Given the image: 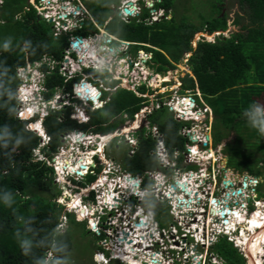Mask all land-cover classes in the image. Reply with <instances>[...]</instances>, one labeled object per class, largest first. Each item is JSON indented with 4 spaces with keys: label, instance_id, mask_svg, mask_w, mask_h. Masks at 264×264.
<instances>
[{
    "label": "trees",
    "instance_id": "obj_1",
    "mask_svg": "<svg viewBox=\"0 0 264 264\" xmlns=\"http://www.w3.org/2000/svg\"><path fill=\"white\" fill-rule=\"evenodd\" d=\"M90 4L92 5V2ZM110 4L111 2L107 1L102 5L99 13L97 11L92 13L94 20L101 27L112 18L111 15L113 16L111 10L108 12V17H105ZM156 7L161 10H176L172 0H161ZM255 15L259 21L264 20V2L255 10ZM146 17L148 13L147 16L142 17V21L135 19L129 24L123 23L127 27L134 25L132 27L136 29V34L124 38L127 32L123 35L122 32L117 31L120 38L149 44L159 49V51L149 49L155 53V68L159 72L175 69L180 64L184 65L187 55L192 53L187 64L195 79L183 73V91L192 90L195 93L196 89H199L204 100L213 108L214 145L216 141L219 145L227 139L230 131L236 132L237 126L241 123L246 128L255 130L250 136L252 140L262 141L257 147L261 152V157L257 158V163H260L255 165L258 167L262 164L264 167V135L251 126L249 118L245 115V109L253 102L261 103L260 98L264 95V27H254L248 34L233 38L220 35L215 43L201 41L194 48L192 41L205 26L210 25L212 32L225 31L226 22L218 20L198 26L188 21L187 16L183 15L178 20L173 14L171 21L163 20L176 26L175 30H171L168 26H158L159 23L151 26L152 28L148 27L144 22ZM90 21L92 29L95 30L94 22ZM114 21H117L115 17L107 25L106 30ZM2 26L4 29L0 32V43L5 39L11 40L14 45L0 48V264H46V256L50 252L55 255L56 260H65L72 248V237L69 230L61 233L58 228L64 216L66 218L69 216L70 221L76 222L75 216L65 213L63 207L56 203L62 189L55 182L54 168L47 166L45 162L32 160L33 150L41 146L40 137L27 129L26 122L16 117L19 103L15 94L20 85L18 70L27 66V60L36 62L45 55L62 60L68 38L63 36L56 38L52 24L38 15L36 9L29 4V0L27 4L22 3V0H3L0 5V28ZM149 29L155 35L171 37L174 49L163 44L158 45L154 40L153 43L143 40ZM178 29L179 40L175 34ZM95 32L99 33V30L96 28ZM107 32L115 35L114 32L108 30ZM12 33H15L14 39L10 37ZM3 35L9 36L5 38ZM251 46H255V51L249 49ZM139 49L145 48L139 47ZM65 79L56 73L50 75L49 80L44 82L46 89L51 92L47 94L48 100L57 87H66L70 91L72 82L80 81L78 77L65 83ZM138 90L146 92L147 88L143 86ZM90 93L91 90L88 94ZM107 97L108 93L104 92L103 99L106 100ZM88 98L95 100L91 95ZM142 101L143 99L134 91L121 88L116 94L111 95L110 101L102 108L89 111L90 121L87 124H80L77 120L71 119L72 107L51 113L43 122L49 142L41 152L46 159L52 158L63 146V137L67 133L79 130L102 135L114 133L121 124L125 123L122 116L127 113L133 119L141 109ZM31 117L33 116L27 115L25 118ZM149 121L152 126L157 125L164 134L171 155L176 150L184 152L189 142L188 138L179 134L184 124L178 123L168 109L164 107L158 110L149 117ZM144 132L145 129L138 132L140 141L136 154L132 156L125 154L124 158V168L135 175L159 168L158 161L152 154L156 141L151 137L147 138ZM241 140L238 138L237 145ZM117 144L118 139H115L109 144L110 146H107L106 153L110 155L111 147ZM229 147L225 152L229 155L230 164L232 159H239L240 151L239 147L238 149L232 148L231 145ZM229 150H232V154ZM181 160L182 158L179 159ZM239 167L232 168L240 172H250L247 166L239 165ZM256 172L250 173L261 176ZM57 188L60 190L56 193ZM104 236H100L101 240ZM223 241L226 240L222 239L215 245L214 251L220 255L225 264H236L231 262L234 253L231 244ZM22 242H27V255L20 248Z\"/></svg>",
    "mask_w": 264,
    "mask_h": 264
},
{
    "label": "built area",
    "instance_id": "obj_2",
    "mask_svg": "<svg viewBox=\"0 0 264 264\" xmlns=\"http://www.w3.org/2000/svg\"><path fill=\"white\" fill-rule=\"evenodd\" d=\"M88 1L90 0H29V4L36 9L40 17H42L49 24H52L54 36L58 38L63 36L64 34H68L77 30L78 28H81L85 24L84 22L86 21V17L90 15L89 9L86 6V2ZM145 1L146 7L151 10L152 21H159L160 17H164V10H159L157 12L153 10L154 8H152L153 5L155 6L156 4L161 3V0H155V2H150L148 0ZM2 3L3 1L0 0V4ZM126 10L131 11L132 15L127 14ZM117 11L119 17H121V20L123 22L129 23L133 18L141 15L143 7H141L139 2L133 0H122L119 7H117ZM153 12H155V14H153ZM94 24L96 28L101 32V34H95V36L73 35L72 37H70L69 47L66 53L64 52L63 61H60L57 64L58 67H60L59 73L70 81L77 77L75 73H77L78 71L83 76L81 83L85 84V86H82V84H75L74 90L76 95L78 96L77 99H79L80 103H83L86 107H74L75 110H73L76 112V116L72 117H75L74 120H77L80 124H84L90 121L89 111L93 112L95 110H98L102 108L108 101H110L109 96L106 100H104L103 97L104 92H109L112 90L105 84L108 81L111 82V80L104 78L103 81L100 78L96 77L94 73L86 72L85 68L88 70L94 68L95 72L102 74H105L106 70L109 73L113 74L114 70L117 68L116 70L119 75L115 76L114 78L118 80H123L124 85L128 82V80L123 78L124 76L129 77L130 82L133 83V85L137 84L139 87L143 86L145 83L149 86L153 85L152 83H150L147 77H145V75L148 74L146 69H142L144 56H146L144 51L140 52V61H134L130 55H126V51L131 49L129 48V46H126L129 43L127 44V42L119 41L115 36L109 34L99 24H96L95 22ZM88 31L92 32L91 30ZM102 39H105L104 44L97 46L96 42L101 41ZM79 40H82V43H80L78 47H75L74 43L78 42ZM115 41H118L119 45L114 46L113 44ZM85 44H88L90 46L89 50H92L97 53L98 63H79L78 65H76L77 68H74L75 63H73V68L71 67V69H69V66H71L72 61L74 62L76 60H80H73V55L75 54L78 56V58H80L79 54L82 52V50H85ZM100 52L101 54L99 55ZM188 56L190 57V55H187V57ZM149 59L150 58L147 57V62L149 61ZM42 61L35 63L36 72L40 77L37 82L33 81L34 85L31 88H35L38 83L41 82L45 77V74L42 73L40 69L44 67H49L52 70L56 69L54 66L56 64V61H52L51 65H42ZM80 64H82L83 66L81 67ZM133 64L139 67V69H142V73L145 77L143 81L136 78L138 76L136 72L131 71V66ZM26 67L19 69L18 76L19 72L21 73L26 71ZM156 77V82H159V84H161L162 82L169 81V79L167 78H163L161 80L158 75ZM182 84V81H178L177 85L171 88L176 89L177 87H183ZM163 88L166 91L168 87ZM87 89L91 90L90 94H88ZM186 92L188 96L182 98V100H179V98L177 97L175 100H171L168 103L162 104L163 106H168L171 111L174 110L177 112V120H183V122L185 121L189 123L182 127L180 134L183 137L189 139V142L186 145L187 152H185L187 159V161L185 159L186 166L196 167V165L199 166V163L197 162V156L200 154V150L204 148L209 149L214 146L212 132L215 116L212 108L204 101L199 91H197L199 96V98L197 99V93L194 94L191 90H186ZM81 93H83V95H81ZM43 95H39L34 106L36 110V115L37 113H39L42 118L48 115L49 108L56 110L67 106H74L73 103L68 102L70 96H68L66 100L61 99L63 101L59 102V98L47 100ZM90 95L92 97H95V100L93 98H88V96ZM97 96L99 97L96 98ZM26 98L28 99L27 104H29L31 100L28 98L27 95ZM87 107L89 109H87ZM22 112L23 110H21L20 108L18 112V117L20 115L22 116ZM146 116L147 113L145 112H143L141 115L136 114L137 118L142 117V121L143 119H147V121L142 122L139 118L140 120H138V124L140 122L141 123L137 125L134 120L133 123H135L136 125L131 128L133 130L127 131L128 134L123 132V135L124 133L126 134L124 136L125 139H128V141L126 139V143L133 146V149H136L137 146L135 145L136 141L133 138V132L138 133L139 131L145 129L144 134L149 137L151 136L152 139L156 141V150L152 153L156 156L160 167L156 171H149L146 173L148 177L147 179L151 180L154 184L150 189H147L144 186L145 181L142 177L135 178L122 171L121 168L119 166H116L114 163L106 161V157L105 155H103L104 148L107 147L108 143L111 140L123 137L120 136L121 133H117L118 130L113 136L109 137L110 140H108L107 142L98 143L97 148H93V145L95 143L94 141L96 140V138L86 136V134H83L78 131H75V133H67L63 137V146H61L60 148H62V150H65L67 144H70L71 146L74 145L76 147H80L79 153H83L85 160L82 162V165L80 164L76 167L77 172L82 173L81 176L78 174H71L70 171H62L61 174L57 173L58 175H67L69 177L72 176L75 178V180L79 181V179L83 180L89 175H96V170L104 166V174H101L102 176L98 178L100 181L101 188H103V181H108L107 172L118 174L116 175L117 179L112 178L109 181L112 182L111 186L113 188L118 187L117 190L111 192V195L113 197L112 201L109 202V205L100 207L98 222L93 223V221L90 220V228L94 233L101 235V233L104 232H111L110 234H108V236H113L114 234L115 245L111 253L104 246V243H102L104 250L110 253L109 258L107 259L106 254H102L101 252L97 253V255L101 257V259L98 260L97 256L96 261L102 264H108L111 260H119L120 262L125 263L123 259L119 257V255L123 252L128 259H130V257H133V259L140 264H225L220 255H218L214 251V245L217 244L223 237H227V241L233 244V247L237 250L238 254L243 257L246 264H249L251 258L247 253L246 244L237 241V237L244 238L245 240L247 239L249 234L243 229L245 228L244 226L246 224H241L240 222H237L236 225H234V220L241 216L247 217L248 214H253L256 210L252 211L253 209H249V206H253L255 207L254 209H258L259 207L257 204L261 203L264 206V202L256 200V198H258V194H253L255 195L254 198H250L248 197L249 195H247V193H245L242 189L237 188L236 190H232L231 187L229 192H227L228 198L232 201L231 214L229 213L225 217H220L221 215L219 214L220 216H217L218 218L207 214V216L204 217L203 213L210 207L217 210L219 208H223V205L221 203H212V200L216 198L214 196L215 194H212L213 197L209 199L205 198L207 196L198 193V188L195 189L198 185L201 184V182L204 181L201 180L206 178L203 177L205 174L200 175L199 182H195L194 180L195 184L192 185L191 188H187L188 190L191 189L194 193V195L192 196L183 192L178 185H168V182H170L173 177H177V183L186 184L184 182H188L191 185L192 182L190 181V179L195 173L193 174L192 172H194V170L191 169L186 172L185 176H183L184 173L181 175L182 171L178 169V167L180 166L183 168V163L181 164V162L179 161V159L181 158V152L177 150L174 152V154H170V152L165 146L163 133L160 131L157 125L152 126L149 121V117L147 118ZM20 118L23 119L25 117L22 116ZM127 122L129 125H131L130 120ZM46 138V142L48 143L49 137ZM80 138L81 142L77 143L76 140ZM85 146H87L86 148H88V150H84ZM102 146L104 147L103 154L102 152H100ZM132 153H134V151ZM185 153H182L183 156ZM81 158L82 157H80L79 159ZM100 160L104 161V164L101 163ZM56 161L57 160H53V164ZM83 165L84 167L82 168L81 166ZM180 175L182 177H180ZM254 182L257 183L256 185H254L255 187L259 186V182ZM136 184H138V186H135ZM173 186L176 187V190L172 188ZM243 187L245 191L249 189L248 184H245V186ZM170 189L174 190V192L171 194H169L168 192ZM238 190H242V195H232ZM96 192L97 189L93 188L90 195H86L83 197V207H80L79 210H86V216L84 217V219L90 218L91 216H96L94 212L95 210H97V207H95V203H93L95 202ZM224 192H222V194L219 196L220 198H218L221 202L224 201ZM150 194L153 195L154 199L169 202V206L171 207L169 213L171 218L173 219V223L168 228L160 227V224L159 222H157L154 212L152 210L148 209L149 211H146L147 208L145 206V201L146 197ZM168 194L170 197H168ZM187 195L190 198H187ZM195 196L196 203L190 204L192 200H194ZM203 196L204 198L202 202H206L207 205H205V208L202 207L201 210L198 211V205L202 204V202H199V199ZM91 197H93V199ZM100 200L104 202L101 196H98V204L101 203ZM139 200H141V202L139 206H137L136 202ZM179 200H186V202L188 203L187 207H184L183 209L180 208V204L186 202H179ZM176 201H178L180 207L176 206ZM122 202L126 203L127 205L125 204L123 208H119V205ZM218 205L220 206L217 207ZM125 207H129V211H126V214L123 213ZM137 208L139 209L137 210ZM108 210L112 213L110 217L106 216ZM80 214L83 213L78 212L79 218L81 216ZM194 215L195 217H197L195 218ZM196 219L198 221L197 225ZM122 222L124 226L116 228L117 225ZM221 222L222 225L220 226ZM184 224L189 227L188 230H183V228H181V226H183ZM179 233H181V236H179ZM254 257L261 259L264 264V242L261 243L260 250L254 255Z\"/></svg>",
    "mask_w": 264,
    "mask_h": 264
},
{
    "label": "rangeland",
    "instance_id": "obj_3",
    "mask_svg": "<svg viewBox=\"0 0 264 264\" xmlns=\"http://www.w3.org/2000/svg\"><path fill=\"white\" fill-rule=\"evenodd\" d=\"M107 1H109V0H92V6H93L94 12L97 11L99 13L100 10H101L102 5L104 3L106 4ZM148 1L155 2V0H148ZM110 2L111 3H115L116 6L112 7V5L110 4L109 8L107 7V13H106L105 17L107 18L108 15H109L108 12L109 11L111 12V10H112L113 16L110 14L111 17H112L111 20L115 17V20H117V21H114L113 23H111L110 26L107 28V30L109 32H111V33L114 32V34L116 36H118V37H120V34H118L117 31L122 32L123 35H124V32H127L126 33L127 36L124 37V38L132 37L134 34H136V29L132 27L134 25H129L128 27L124 26L125 23L123 24V22L121 20V17H119V15H118L117 7H119V4H120L119 2H121V0H111ZM172 2L175 3L176 10L175 11H174V9L173 10H165L164 15H167V14L168 15H171V14L173 15L174 14L178 20L181 17H183V15H184V16L189 17L188 21L192 22L195 25L198 24V26H200V25L202 26L206 22L210 23L212 17L215 14V12H217L216 0H214V1L213 0H172ZM22 3H26L27 4V0H22ZM141 7H143V6L141 5ZM156 9L158 11L160 10L158 8H156ZM185 10H187L188 12H184ZM147 13H148V17H150V18L146 17L147 19H145L144 22H145V25H147L148 27H151L154 24L159 23V24H157L158 26L159 25L164 26V27L168 26V27H171V30H175L176 29V26L174 24H172V23H166L163 20L161 21V23H160V21H155V20L152 21V18H151L152 17V13L148 12L147 10H145L142 13L143 14L142 17L143 16H147ZM153 14H155V12H153ZM142 17L137 19V20L142 21ZM161 18L162 17H160V19ZM176 18H175V22H177ZM17 19H19L18 16H17ZM228 19H232L231 15L228 16ZM166 20L171 21L169 19H166ZM132 21H130V22H132ZM90 22H91L90 21V15H88L86 17V21L84 22L85 24L81 28H78L77 30H75L73 32H70L68 34H64L63 35V37H67L68 38V45L64 49L65 53H66V51L68 50V47H69V39L73 35H75V34H86V35L95 36V34H97V33H95L96 28H95V30L92 29V26H91ZM107 25L105 26V28L107 27ZM254 27L255 26H253V25H247V29L248 28H254ZM3 29H4V27L2 26L0 28V32H2ZM229 29L230 30H228V34L227 33L225 34L226 38H231L232 37L231 31L233 32L234 26L230 25ZM88 30H91L92 32H89ZM178 32H179V29L176 31L175 34L177 35V39L179 40L180 39V35H179ZM210 32H212V31H209L208 27L205 26L204 29L201 30V32H198L195 35V38L192 41V46L194 48H196L198 43L201 42V41L208 42V43H211L212 41H214L213 37H214L215 34L212 35V33H210ZM53 33H54V30H53ZM140 34H143V32H140ZM14 35H15V33H12L10 35V37L14 39L15 38ZM8 36L9 35H3V37H5V38H8ZM58 38H61V37H58ZM255 38H256V35H255ZM104 40L105 39H102L101 41H97L96 42L97 46L103 45L104 44ZM143 40H145L146 42H149V43H153V40H154V43H156L158 45L159 44H163V45H165L167 47H170V48L174 49V42H173V39L171 37H164V36L155 35V33L152 30H150V29H149V32H147L145 34V37H143ZM1 41L2 42L0 43V48L7 47V46L8 47H12L14 45V43L11 40L2 39ZM254 47L255 46H251V47H249V49H251L252 52H253V51H255ZM98 48H100V47H98ZM145 49L147 51H149L148 48H145ZM137 50H142V49H138L137 47H135L134 51H137ZM146 53L147 54H146V56H144V61H143L144 64L142 65L143 66L142 69L145 68L146 71L148 72V74L145 75V77H147V79L149 81L151 79H153L154 76H155V78L153 79L154 81L153 80L151 81V83L153 85L152 86L148 85L150 87V89H147V91H146V93L144 95L139 94V93H143L142 91H138L139 93L137 91H134L135 93L138 94L139 97H141V99H143L142 97H144V99L142 101L141 109L136 114H140L141 115L143 112H145V113H147L146 117L148 118V117L152 116L154 113H156L158 110H160V109L165 107L166 109H168V112L173 116V118L178 123H183L184 125L189 124L188 122H185V121L183 122V120L182 121L177 120V118H176L177 117L176 116L177 112L174 111V110L171 111L168 106H163V104H162V103H168L171 100H175L177 97L179 98V100H182V98H185L186 96H188L186 90L183 91V87H179V88L177 87L176 89L171 88V87H173V86H175L177 84H175V85L169 84V86H168V85H164L163 82L161 84H159V82H156V80H157V77H156L157 76L156 75L157 71H151L150 68H149V63L147 62V57H149L151 59L152 57L155 56V53L154 52H146ZM100 54H101V52L99 53V55ZM262 54L263 53L261 52L260 55H262ZM190 55H192V53H190ZM63 57H64V55H63ZM188 57H186V59L184 61V65H182V64L178 65V68H176L174 70V73L171 70L167 71V72H161L160 73L161 75H158L160 77V79L161 80L163 78H167V79L170 78L171 79V78H173L174 76H176L178 74H179L180 77H182L183 74H180V72L177 69H179L180 71H183L185 73L189 70V66L187 64V62L189 60ZM43 59H49V60H43ZM74 59H80V58H78V56L74 54L73 55V60ZM135 60H137V57H135ZM40 61H42V63H41L42 65L43 64L51 65L52 61H56V64L54 65L56 69L55 70L51 69L50 75H53V74H56V73L61 75L59 73L60 67H58L57 64H58V62L63 61V58H62V60L59 61L58 59H55L52 56L45 55L42 59H40L39 61H36V62H29V60H27V67L25 68L26 71L25 72H21V73L19 72V76H17L18 79H19L20 85L18 86L16 94H15L16 101L19 103V105L17 107L18 108V112H19L20 108H21V110H23L22 116H23L24 111H31L32 109H34L33 107L35 106L33 100H31L30 103L27 104V100L28 99L26 98V94L25 93L27 92V89L29 91V89L33 86V81L37 80V79H33V73H37L36 69H35V66H36L35 63H38ZM73 63H75V65H77V64H79L81 62H80V60H76L74 62L72 61L71 62V66H69V69H71V67L73 68V65H72ZM80 65H81V67L83 66L82 64H80ZM142 69H137V70H138V72H140V71H142ZM168 72H170V74ZM255 74H253V75H255ZM114 75L115 76L119 75L117 70H114ZM30 76H32V78ZM61 76L63 78H65L63 75H61ZM145 77H144V75L140 74L136 78L140 79L141 81H143V79ZM105 78H110V77L107 76ZM69 82H71V81L68 80V79H65V83H69ZM173 82H174V80H173ZM75 84L78 85L76 82H72V85H71L72 87H71L70 91L67 90L66 87L65 88L57 87L56 90L54 91V94L49 99L53 100L55 98H59L60 100L61 99H65L66 100V98L68 96H70V99L68 100V102H71V103L74 104V106H72L74 110H75L74 107H76V106L77 107H80V106L86 107L83 103H80L79 99H77L78 96L76 95L75 90H74L75 89ZM136 86H138V85L134 84L133 86H127L126 88H129V90L130 89L134 90L136 88ZM163 87H168V88L165 91ZM45 89H46V87H43V86L40 87L41 91H44ZM163 90H164V92H163ZM197 91L200 92L199 89H196L195 93H194V91H193V93L196 94ZM47 94H51V92L49 91ZM47 94L46 95L44 94L43 96L47 97ZM108 94H111V92H108ZM200 95H202V94H200ZM201 97H203V95ZM197 98H199L198 93L196 95V99ZM203 99H204V97H203ZM260 100H261V103L264 104V95L260 98ZM87 109H89V108L87 107ZM74 110L71 112V116H70L72 120L75 119V117L74 118H72V117L76 116V112ZM22 116L20 115L19 117H22ZM16 117L18 118V116H16ZM122 118H124L126 120H125L124 124H121V126L119 127L117 133H121L120 136H123V137L115 138V139H118V144H117V146H115L113 148L111 147L110 152H109V154H111L113 156H117L119 158H122L123 154H125L127 152V150H128V147L124 143V141L126 142V139H127V138L125 139V137H124L126 135L125 133H127V131H129V130L130 131L133 130L131 128L134 127L136 124L139 125L141 122L138 124V120L141 119V121H142V117H139L140 118L139 119L135 115L134 118L131 119L127 113L124 114L122 116ZM29 119L30 118L21 119V120H23L24 122L27 123V125H28L27 129L28 130H30L29 129L30 124L36 122L37 116L36 117H32L31 120H29ZM129 120L131 121V125H129L128 122H127ZM134 120H135L136 124L133 123ZM32 121H34V122H32ZM143 121H147V119H143ZM236 130H237L236 132L230 131L229 132V137H227V139H225L221 144L217 145L218 143L216 141V144L214 146H212V148L201 149L200 150V154L197 156L198 157V161L197 162L199 163L198 164L199 166H197V165H196V167H194V166H186L187 159H186V153H185L184 156H183V161L181 160V164L183 163V170H184V175L183 176L186 175L187 171L193 169L194 172H192V173L193 174L195 173L194 175L196 177L195 178V182H199V175H201V174H203V175L205 174L206 175L207 174V177L205 179H202V181L203 180L204 181L201 182L200 186L198 187V191L197 192L200 193L201 195L207 196V198H209V199H211L213 197L212 194H215L214 196L217 199L220 198L219 197V195H220L219 192H221V190L223 189V184L226 183V182H230V183L234 184V187H232V190H236L237 188L242 189L245 193H247V195H249L248 197H250V198H254L255 195H253V194H258V198H256V200H260V201L264 202V167H263L262 164H260L258 167H257V165H255V164H259L260 163V162L257 163L258 162L257 158L261 157V152L257 149V147H258V145L261 144L262 141L261 140H258V141L252 140L250 138V136H252L254 134L255 130L248 129V128H246L245 125H243L241 123L237 126ZM123 132H125L124 135H123ZM237 132H239V133H237ZM115 133H116V131L114 133H112V134H115ZM110 135L111 134L100 135L98 137V139H99L98 143H104V139L111 137ZM238 138H240L242 140L237 145ZM252 138H255V137H252ZM115 139L111 140L108 143V145L111 144ZM46 140H47V138H45V142H43V140L40 138L41 146L38 149L33 150L32 160L34 162H41V163L45 162V164L47 166L54 167L56 173H59L60 171H59V167L57 165V161L53 164V160H58L60 157H65L66 153H70L75 158H78V159L80 157H82L81 159L84 158L83 153H81V154L79 153L80 152V149H79L80 147H76L74 145L71 146L70 144H67L66 145L67 147L65 148V150H62V148H59L58 151L52 156V158L47 159V161H48V163H47L46 161H44V158H46V156L43 154V152H41L42 149L45 147V145H47ZM95 141H96V145L94 143L93 147L97 146V140H95ZM127 141H128V139H127ZM214 141H215V139H214ZM230 145H231L232 148L236 147L238 149V147H239L238 150L240 151V155H239V159H238L239 161L235 160V159H232V161L229 164V155L225 152V149L230 148L229 147ZM86 147L87 146H85L84 150H86V149L88 150V148H86ZM117 147H119V149H117ZM249 148H250V150H249ZM217 152H220V153H217ZM229 152L232 154V150H229ZM41 153L43 154L44 157H42L40 155ZM81 159H79V160H81ZM185 159H186V161H185ZM100 162L104 164V161L100 160ZM239 165L247 166L248 171H250L252 173L257 171L256 173L261 174V176L256 175V174H252L250 172H240L238 170L233 169L234 167L240 168ZM65 168H66L65 171H69L68 167H65ZM103 169L104 168L96 170V175H89L86 178H84L83 180L79 179V181L75 180V178L72 177V176L71 177H67L64 181H63V177H61L60 175L58 177L55 176V182L57 183V186H59L60 189H64V186H65V188H67V190H68V193L71 194V196H72L71 198L79 197L80 201H81V206L76 205L75 204V200L76 199H74L70 203L71 204L70 206L72 208H69L67 206L68 203L63 202L64 190H62L61 196H59L56 199V203H58L61 207H63V211L66 212L68 210V208H69L70 211L72 210L74 212L73 214L71 213L70 215H73V217L75 216L76 222L70 221V217L69 216L67 218L65 216L62 218L61 226H59L58 229L61 231V233H64V232H66L68 230L70 231V234H71V237H72V248L68 252V254L66 255L65 260H58V259L56 260V257H55V255L53 253H51V252L48 253V255L46 256V264H51L52 262H53V264H102V263H97L96 260H95L96 257L99 256V255H96L97 253H101L102 252V254H104V251L102 250V246H101L102 243H104V246L111 253V251H112V249L114 248V245H115V243H114V234H113V236L112 235L108 236V234H110L111 232H104L108 237L105 236V239H102L103 240L102 241L101 238L99 237V234L97 235V233H94L93 231L89 232V231H91V228H90L91 227V222H90V220H92L93 223L94 222L95 223L98 222L99 221V217L98 216H99V213H100V207H104L105 205H109L108 203L102 202L101 200H100V202H102V203L98 204L97 203L98 196H101V198L104 200L105 197H106V194H108V192L111 193L114 190L118 189V187L117 188L116 187L113 188L111 186L112 182H109L112 178H116V175H118V174L117 173H110V172H107L108 181L107 180L103 181L104 185H103V188H101L100 181H99L98 178L102 176L101 174H104ZM260 169H262V170H260ZM72 173H74V172H72ZM59 174H61V173H59ZM182 174H183V171L181 172V175ZM162 178H163V176H162ZM60 180H62V181L60 182ZM212 181H213V184H212ZM254 181L259 182L260 183L259 186L255 187L254 185H256L257 183L254 182ZM145 183L146 184L144 186L147 189H149L152 186V181L151 180L147 179ZM245 184H248V187H249V189L246 190V191L244 190V187H243V186H245ZM93 188L97 189L96 196H95V202H93V203H95L94 206L97 207V210H95V212H94L96 214V216H91L90 220H89V218H86L87 221H81L80 219H82L83 217L86 216V210L84 209L83 210L84 212L81 211V210L79 211V213H81V212L83 213V214H80L81 218L79 219V218H77L78 217V209H80V207H83V199H84L83 197L86 196V195H90V193H91ZM60 189L57 188L56 193ZM195 189H197V188H195ZM65 194H67V193H65ZM80 195H82V198H81ZM92 195H95V194H92ZM204 196H203V198H204ZM247 200H249V199H247ZM140 202H141V200L137 201L136 205L139 206ZM252 203H253V199H252ZM125 204L126 203H124V202L120 203L119 208H123V206ZM202 204H206V203L202 202ZM202 204L198 205L199 206V208H198L199 210L198 211H200L202 207H204V208L206 207L204 205L202 206ZM145 206L147 208L146 211L152 210L154 212V214L156 216V220H157V222H159L161 228H168L173 223V219L171 217L169 218V216H170L169 212H170L171 207L168 205L167 201H159L158 199H154L153 195L150 194V195H148L146 197ZM219 206L220 205H218L217 207H219ZM254 208L255 207H253V206H249V209H253L252 211L257 210V209H254ZM138 209L139 208H137V210ZM126 211L127 212L129 211V207H125V210H124L123 213L126 214ZM194 217H195V215H194ZM258 217L260 218V216H258ZM197 223H198V221L196 219V225H197ZM221 225H222V222H221L220 226ZM120 226H122V227L124 226L123 222L119 223L116 228H118ZM181 228H183V230H188L189 229V227H187L186 224L181 226ZM248 230H250V229L248 228ZM248 234H249L248 235V239H250L252 234L251 233H248ZM179 236H181V233H179ZM226 241H223V242H226ZM260 241L261 240H259V242ZM243 243H244V241H243ZM226 246H228L227 243H226ZM230 247L232 248V250L234 252V253H232L231 262L232 263H236V264H241V263L242 264H246L245 260L240 256V254H238V252L234 249L232 244L230 245ZM124 262H126V261H124ZM126 263H129V262H126ZM109 264H121V263L118 262V261H112ZM122 264H124V263H122Z\"/></svg>",
    "mask_w": 264,
    "mask_h": 264
},
{
    "label": "clouds",
    "instance_id": "obj_4",
    "mask_svg": "<svg viewBox=\"0 0 264 264\" xmlns=\"http://www.w3.org/2000/svg\"><path fill=\"white\" fill-rule=\"evenodd\" d=\"M3 1V0H2ZM122 1V0H121ZM136 2H139L140 3V5H142L143 6V11H142V13L145 11V10H147L148 12H151V10H149V8H147L146 6H145V0H136ZM121 3V2H120ZM1 5V4H0ZM120 5V4H119ZM152 8H154L153 10L154 11H158L156 8H158V7H156V5L154 6H152ZM159 9V8H158ZM161 10V9H160ZM165 11V10H164ZM141 13V15L140 16H138V17H135V18H133L132 20L134 21L135 19H139V18H141L142 17V14ZM168 14L167 15H164V17H166V19H169L168 18ZM148 18H150V17H148ZM152 18V17H151ZM90 19L93 21V22H95L96 24H97V22L94 20V18H93V15H92V13L90 12ZM147 19V18H146ZM111 20V18L106 22V24H105V26L108 24V23H110L109 21ZM131 20V21H132ZM123 22V21H122ZM123 23H125V24H127L126 22H123ZM129 23H131V22H129ZM128 23V24H129ZM104 26V27H105ZM104 27H102L103 29H105L106 30V28H104ZM107 31V30H106ZM224 32V31H223ZM96 33V32H95ZM219 33H222V32H217L216 33V35H218V36H220V35H223L224 37H225V34L224 33H222V34H219ZM97 34H101V32L99 31V33H97ZM110 34V33H109ZM112 36H115V35H112ZM215 36V35H214ZM116 37V36H115ZM117 38V37H116ZM119 41H123V42H127V44L128 45H126V46H129V48H131V49H129L128 51H126V55H130L131 57H132V59L134 60V61H140V57H139V55H140V52H142V51H144V53H145V55L147 54L146 52H153V51H147V50H145V49H142V50H137V51H134V48L135 47H137L138 49H139V47H144V48H148V49H152V50H156V51H159V49H157V48H155V47H152V46H150L149 44H140V43H132V42H128V41H124V40H122V39H119V38H117ZM114 46L115 45H119V42L118 41H115L114 42V44H113ZM190 54V53H189ZM126 55H125V57H126ZM135 57H137V60H135ZM154 58H155V56L154 57H152L151 59H149V61H148V63H149V68H155L156 66V63H155V61H154ZM144 64V63H143ZM106 66V65H105ZM45 68H47V67H44V68H42L41 69V72L42 73H44L45 74V72H44V69ZM177 68H178V66H177ZM117 69V68H116ZM115 69V70H116ZM137 69H139V67H137V66H135L134 64L131 66V71L132 72H136L138 75H144L143 73H142V71H140V72H138V70ZM176 69V68H175ZM175 69H170L173 73H174V70ZM170 70H168V71H170ZM179 72H180V74H183V73H185V72H183V71H180L179 69H177ZM85 71L86 72H91V73H94L95 75H96V77H98V78H100L101 80H103L104 81V78L105 77H110V78H107V79H109V80H111V82H106L105 84H106V86L107 87H110L112 90L111 91H109V92H111V94L113 95V94H116L117 92H118V90L119 89H121V88H125V89H128L129 90V88H126L127 86H133V83H131L130 82V78L129 77H123L124 79H126V80H128V82H127V84H125L124 85V82H123V80H118V79H115L114 77H115V75H114V73L113 74H111V73H109L107 70L105 71V74H102V73H97V72H95L94 71V68H92V69H86L85 68ZM157 71V70H156ZM189 72V73H188ZM161 72H159V71H157V74L156 75H161L160 74ZM169 73V72H168ZM186 74H188L189 75V77L190 78H194L195 79V77H194V75L192 74V72L190 71V70H188L187 72H186ZM75 75L77 76V77H75V79L76 78H80V81L79 82H77V84L78 85H80V84H82L81 83V80L83 79V76L81 75V73L78 71L77 73H75ZM147 75V74H146ZM176 75V74H175ZM177 76H179V74L178 75H176V76H174L173 78H169V81H166V82H163V84L164 85H168L169 86V84H172V85H175V84H177V82H176V80H175V77H177ZM31 78H32V76H30ZM46 78H47V76L45 75V77H44V79L41 81V82H39L38 83V85L35 87V88H31L29 91H28V93L26 92V95L28 96V98L30 99V100H33V102H34V104H36V100H37V98L39 97V95L41 96V95H43V94H47L48 92H49V90L47 89H45L44 91H41L40 90V87H45L44 86V82H46ZM154 78H155V76H154ZM153 78V79H154ZM33 79H37V80H35L34 82H37L38 80H39V75H38V73H35V74H33ZM153 79H151L150 80V83H151V81L153 80ZM181 79H182V77H181ZM74 80V79H73ZM173 80H174V82H173ZM72 81V80H71ZM33 82V83H34ZM182 82H183V80H182ZM34 85V84H33ZM83 85V84H82ZM124 85V86H123ZM171 85V86H172ZM98 86V85H97ZM144 87H146L147 89H150V87L145 83L144 85H143ZM143 86H140V87H143ZM139 86L138 87H136L134 90L133 89H130L131 91L133 90V91H140V90H138V88H140ZM143 92V91H142ZM105 93H108V92H105ZM135 93V92H134ZM139 93V92H138ZM146 92H143V93H139V94H141V95H144ZM111 94H108V95H110V98H111ZM38 96V97H37ZM46 99H47V97H45ZM139 98H141V97H139ZM143 99H144V97H142ZM48 100V99H47ZM50 100V99H49ZM63 100H60L59 99V102H62ZM67 107H71V106H67ZM67 107H63V108H60V109H52V108H49V110H48V115L46 116V117H44V118H42L41 116H40V114L39 113H37V115H36V110H35V108L34 109H32L31 111H34L35 112V116H33V117H36L37 116V120H36V122L35 123H32V124H30V126H29V129L31 130V131H33V132H35V133H37L38 135H39V137L43 140V142H45V138L46 137H48V135L46 134V130H45V127H44V124H43V122H44V120L47 118V117H49V115L51 114V113H53V112H57V111H61V110H63V109H65V108H67ZM72 110H73V107H72ZM245 115L249 118V122H250V124H251V126L253 127V128H255L261 135H264V104H261V103H259V102H253V103H251L249 106H248V108L247 109H245ZM17 116H18V113H17ZM19 119H21L20 117H18ZM32 118V117H31ZM31 118L29 119V120H31ZM42 119V120H41ZM34 124H40L39 125V127L40 128H36L35 126H34ZM32 125V126H31ZM32 127V128H31ZM43 132V133H42ZM95 145H96V142H95ZM98 147V143H97V146H95V147H93V148H97ZM42 157H44L43 156V154L41 153L40 154ZM44 161H46L47 163H48V161H47V159L46 158H44ZM54 168V167H53ZM54 171H55V169H54ZM55 176H59L57 173H56V171H55ZM61 176V175H60ZM63 177V181L67 178V177H69V176H67V175H65V176H62ZM62 180H60V182H61ZM232 187H234L233 186V184H232ZM64 188H65V186H64ZM62 190H65V189H62ZM224 191H225V189H224ZM228 191V190H227ZM239 191V190H238ZM242 191V190H241ZM65 193V192H64ZM65 213H69V214H73L74 212L71 210L70 211V209L68 208V210L65 212ZM111 212L108 210L107 211V217H110L111 216ZM106 217V218H107ZM77 218H79V217H77ZM81 218V217H80ZM79 218V219H80ZM89 220H90V218H89ZM83 221H87V219H84ZM91 232H92V230H91ZM98 235V234H97ZM102 235H105L106 236V234H104V233H101V235H99V237L100 236H102ZM105 236H104V238L103 239H105ZM222 239H226L227 240V237H223ZM221 239V240H222ZM103 241V240H102ZM228 242V241H227ZM26 243L27 242H22L21 244H20V248L24 251V254L25 255H27V251H26ZM228 243H230V242H228ZM230 244H232V243H230ZM216 245V244H215ZM215 245H214V248H215ZM233 245V244H232ZM102 246V245H101ZM102 250L104 251V253L106 254V256H107V259L109 258V256H110V253L109 252H107V251H105L104 250V248H103V246H102ZM95 255V254H94ZM97 255V254H96ZM95 257V256H94ZM96 260V259H95ZM112 261H118V262H120L119 260H111L110 262H112ZM97 262V261H96ZM109 262V263H110ZM98 263V262H97ZM108 263V264H109ZM121 264H122V262H120ZM125 264V263H124Z\"/></svg>",
    "mask_w": 264,
    "mask_h": 264
},
{
    "label": "bare ground",
    "instance_id": "obj_5",
    "mask_svg": "<svg viewBox=\"0 0 264 264\" xmlns=\"http://www.w3.org/2000/svg\"><path fill=\"white\" fill-rule=\"evenodd\" d=\"M133 1H136V0H133ZM133 3V2H132ZM151 5V4H150ZM134 10H135V7H134ZM90 49V46L88 45V44H85V50L83 51L82 50V52L79 54V57H80V62L81 63H83V64H92L93 62L94 63H98V60H97V58H98V55H97V53L96 52H94V51H92V50H89ZM146 62V61H145ZM76 63V62H75ZM78 65V64H77ZM74 68H77V66L76 65H74ZM27 91H28V89H27ZM24 93V92H23ZM26 94V93H25ZM24 94V95H25ZM27 115H32V116H34L35 115V112L34 111H24V117H26ZM37 124H34V126L36 127V128H40L39 127V125L38 126H36ZM43 133V132H42ZM108 140H110V138H105L104 139V142H107ZM81 141V138L80 139H77L76 140V142L78 143V142H80ZM103 146H102V148H101V150H100V152H102V154H103ZM64 155V154H63ZM202 156V155H201ZM85 159L83 158V159H81V160H79L78 158H75L72 154H70V153H66V155H65V157H60L58 160H57V165H58V167H59V173H61L62 171H65V167H68V169H69V171L72 173V172H74V173H72V174H77V170H76V167L77 166H79L80 164L82 165V162L84 161ZM90 160V159H89ZM76 163V164H75ZM83 167H84V165H83ZM65 175V174H64ZM81 176V175H80ZM62 177V176H61ZM200 177V176H199ZM60 178V177H59ZM195 178V175H193V177L190 179V181L192 182V184L190 185L188 182H184V183H186L187 184V188L188 187H190L191 188V186L192 185H194L195 183H194V179ZM187 180V179H186ZM202 181V180H201ZM232 181V180H231ZM233 184V183H232ZM94 186V185H93ZM198 186H200V185H198ZM198 186L196 187V188H198ZM233 186H234V184H233ZM92 187V186H91ZM171 191H168L169 192V194H171V193H173L174 192V190H172V189H170ZM188 191H190L191 193L190 194H188V195H190V196H192V195H194V193L192 192V190L191 189H189ZM64 192L65 193H67V194H64L65 196H63L64 197V199H63V202H65V203H68L67 204V206L69 207V208H72L70 205V203L74 200V199H76L75 200V204L76 205H79V206H81V201H80V198L79 197H76V198H71L72 196H71V194H69L68 193V190H67V188H65V190H64ZM171 192V193H170ZM169 194H168V197H170L169 196ZM79 196V195H78ZM81 196V198H82V195H80ZM105 196V195H104ZM205 198H207V197H205ZM112 199H113V197H112V195H111V193H109L108 192V194H106V197H105V199H104V202L105 203H108L109 204V202L110 201H112ZM196 196H195V198H194V200H192V202L190 203V204H193V203H196ZM82 200V199H81ZM202 200H203V197H200V199H199V202L201 203L202 202ZM213 201V200H212ZM102 203V202H101ZM175 204H176V206L177 207H180V205H181V207L180 208H184V207H187V205H188V203L186 202V203H181L180 205L178 204V201H176L175 202ZM258 205V209L253 213V214H248V216L247 217H243V216H241V217H239V218H237L238 219V221L236 220V221H234V225H236V223L237 222H240L241 224L242 223H245L244 225V227L245 228H243L245 231H247L248 233H251L252 235H251V237H250V239H248V237H247V239L245 240L244 238H240V237H237V241L238 242H241V243H243V241H244V243L246 244V250H247V253H248V255H249V257L251 258L250 259V263L249 264H263V262H262V260L261 259H259V258H255L254 257V255L256 254V253H258L259 252V250H260V247H261V243L262 242H264V206L261 204V203H258L257 204ZM78 209V208H77ZM214 209V208H213ZM225 210H227V209H225ZM80 210L78 209V212H79ZM231 214V213H230ZM217 216H220L219 215V213L215 216V217H217ZM258 216H260V218L258 217ZM221 217V216H220ZM254 217V218H253ZM81 221H83L84 220V217L82 218V219H80ZM221 224V223H220ZM218 227V226H217ZM216 227V228H217ZM197 228V227H196ZM248 228L250 229V230H248ZM247 229V230H246ZM259 240H261L260 242H259ZM119 257H121L122 259H123V261H126V262H129L130 264H140V263H138L136 260H134L133 259V257H130V259H128L126 256H125V254L122 252L120 255H119ZM99 258V256L97 257V259ZM101 259V257L98 259V260H100ZM125 262V263H126Z\"/></svg>",
    "mask_w": 264,
    "mask_h": 264
},
{
    "label": "flooded vegetation",
    "instance_id": "obj_6",
    "mask_svg": "<svg viewBox=\"0 0 264 264\" xmlns=\"http://www.w3.org/2000/svg\"><path fill=\"white\" fill-rule=\"evenodd\" d=\"M263 2H264V0H216L217 12H215L210 23H212V21L218 22V20L225 21L227 24V29L224 32L218 31V32H222L224 34H226V33L228 34V30H230L229 29L230 25H233L234 29H233V32L231 31V34H232L231 38L236 37L238 35H242V34H248L249 30H251L252 28L247 29V25H253L256 28L260 27V26L264 27V20L259 21L255 15V10L257 8H259ZM229 15H231L232 19H228ZM168 18H169V20L173 19V15L172 14L169 15ZM162 20H166V17H162L159 21L161 22ZM208 29H209V31H211L210 25L208 26ZM210 33H212V35L215 34L216 37H214V38L217 41V39H218V35H216L217 32H210ZM178 169L183 171V173H184V170L181 166L178 167ZM180 177H182V176L180 175ZM203 177H207V174L204 175ZM176 180H177V177H173L170 180V182H168V185L179 184V183H177ZM224 189H225V192H224ZM230 189H231V187H226L223 184V189L221 190V192L219 194L221 195L222 192H224V196H223V198H224L223 202L224 203L219 201V199H217V198L214 199L216 201L215 204L221 203L223 205V208H221L222 211H226V212L230 211L231 212L232 201L228 198V194H227V192H229ZM169 191H171V190H169ZM187 198H190V197L187 195ZM168 205H169V202H168ZM203 205L205 206V205H207V203L202 204V206ZM225 209H227V210H225ZM207 210L208 211H205L203 213L204 217H206L207 214H210L212 216L216 215V214H214V211L216 209H213L210 207ZM236 220L238 221V219H236ZM236 220H234V221H236Z\"/></svg>",
    "mask_w": 264,
    "mask_h": 264
},
{
    "label": "crops",
    "instance_id": "obj_7",
    "mask_svg": "<svg viewBox=\"0 0 264 264\" xmlns=\"http://www.w3.org/2000/svg\"><path fill=\"white\" fill-rule=\"evenodd\" d=\"M109 1H111V0H109ZM92 2V0H90V1H88V2H86V6H87V8L89 9V12H91V13H93V6L90 4ZM111 5H112V7L113 6H116V4L115 3H111ZM207 27H208V25H207ZM76 36H88V35H80V34H75ZM74 35V36H75ZM117 37V36H116ZM214 37H216V36H214ZM213 37V38H214ZM226 37V36H225ZM118 38V37H117ZM120 38V37H119ZM120 39H123V38H120ZM124 41H126V40H124ZM128 42H132V43H140V44H143V43H141V42H134V41H131V40H128ZM213 43H215V38H214V41H212ZM150 70L151 71H156V68H150ZM40 71H41V69H40ZM50 71H51V69L50 68H45L44 69V72H45V75L46 76H48L47 78H46V82H47V80H49V78H50ZM163 72H165V71H163ZM167 72V71H166ZM47 73H49V74H47ZM170 73V72H169ZM168 74V73H167ZM54 75V74H53ZM53 75H51V76H53ZM65 79V78H64ZM175 80H176V82H178V81H182V79H181V77L180 76H177V77H175ZM109 97H110V95H108ZM213 109V108H212ZM90 115V114H89ZM136 115V114H135ZM123 120L125 121L126 119H124L123 118ZM89 122V121H88ZM88 122H86V123H84V124H87ZM46 132V131H45ZM78 132H81V133H83V134H86V136H91L92 138H96V140H97V143H98V141H99V139H98V137L100 136V135H102V134H96V133H92V132H85V131H83V130H79ZM73 133H75V132H73ZM47 134V133H46ZM180 134V133H179ZM114 134H111L110 136H113ZM145 136H146V134H144ZM181 135V134H180ZM96 136H98V137H96ZM182 136V135H181ZM147 138L149 137V136H146ZM151 137V136H150ZM163 137H164V142H165V136H164V134H163ZM133 138L135 139V141H136V144L135 145H137L136 146V149H133V146H131V145H129L128 143H126L125 141H124V143H125V145L128 147V150H127V152L125 153V154H128L129 156H132V155H135L136 154V152H137V150H138V147H139V141H140V134L139 133H134L133 134ZM152 138V137H151ZM94 142H96V141H94ZM156 146L157 145H155V148H154V150H152V152L153 151H155L156 150ZM165 146H166V142H165ZM106 148L107 147H105L104 148V154L103 155H105V157H106V161L107 162H112V163H114L116 166H119L120 168H121V170L122 171H124L125 173H127V174H129V175H131V176H133V177H135V178H139V177H142L143 178V180L146 182V180H147V175H146V173L147 172H149V171H146V172H143L142 174H133V173H131V172H129V171H127L125 168H124V166H123V163H124V158H125V154H123V156H122V158H119V157H117V156H113V155H108L107 153H106ZM166 148H167V146H166ZM117 149H119V147H117ZM167 150L169 151V149L167 148ZM134 151V153H132ZM177 151V150H176ZM181 152V151H180ZM185 152H187V148L184 150V153ZM183 152H181V158H182V161H183V154H182ZM153 154V153H152ZM112 156V157H111ZM155 156V155H154ZM155 158H156V156H155ZM157 160V159H156ZM181 162V161H180ZM160 167V166H159ZM101 168H103V167H100L99 169H101ZM157 169H158V167H156ZM157 169H155V170H152V171H156ZM98 170V169H97ZM146 184V183H145ZM154 184H153V182H152V186H153ZM151 186V187H152ZM150 187V188H151ZM149 188V189H150ZM155 215V214H154ZM171 216H169V218H170ZM155 218H156V216H155Z\"/></svg>",
    "mask_w": 264,
    "mask_h": 264
},
{
    "label": "water",
    "instance_id": "obj_8",
    "mask_svg": "<svg viewBox=\"0 0 264 264\" xmlns=\"http://www.w3.org/2000/svg\"><path fill=\"white\" fill-rule=\"evenodd\" d=\"M126 13L127 14H129V15H132V12L131 11H129V10H126ZM219 34H222V33H219ZM80 43H82V40H79L78 42H76V43H74V46L75 47H78V45L80 44ZM82 86H85V84H83ZM87 92H89V89H87ZM99 96H97L96 98H98ZM95 98V97H94ZM82 168H83V166H81ZM77 174L78 175H82V173L81 172H77ZM179 187H180V189L183 191V192H185V193H187V194H189L190 193V191H188V189H187V187H186V184H181V183H179V184H177ZM224 185L226 186V187H232V183H230V182H226V183H224ZM135 186H138V184H136ZM173 189H175L176 190V187H172ZM235 194H237V195H242V191L241 190H239V191H237V192H234L232 195H235ZM179 202H186V200H179ZM215 200L214 201H212V203L213 204H215ZM220 214L221 215V217H225L227 214H229V213H231L230 211H222L220 208L218 209V210H215L214 211V214Z\"/></svg>",
    "mask_w": 264,
    "mask_h": 264
}]
</instances>
